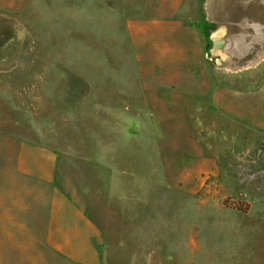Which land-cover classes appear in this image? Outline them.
I'll use <instances>...</instances> for the list:
<instances>
[{
  "label": "rangeland",
  "instance_id": "rangeland-1",
  "mask_svg": "<svg viewBox=\"0 0 264 264\" xmlns=\"http://www.w3.org/2000/svg\"><path fill=\"white\" fill-rule=\"evenodd\" d=\"M3 58L0 192H69L109 264H264V0H0Z\"/></svg>",
  "mask_w": 264,
  "mask_h": 264
},
{
  "label": "crops",
  "instance_id": "crops-1",
  "mask_svg": "<svg viewBox=\"0 0 264 264\" xmlns=\"http://www.w3.org/2000/svg\"><path fill=\"white\" fill-rule=\"evenodd\" d=\"M28 33L16 32L20 37ZM21 65L3 58L0 70H21ZM19 151L22 171L56 182L61 162L52 150L22 144ZM29 153L34 159H26ZM94 214L76 206L65 190L0 192V264H109L107 224Z\"/></svg>",
  "mask_w": 264,
  "mask_h": 264
},
{
  "label": "water",
  "instance_id": "water-1",
  "mask_svg": "<svg viewBox=\"0 0 264 264\" xmlns=\"http://www.w3.org/2000/svg\"><path fill=\"white\" fill-rule=\"evenodd\" d=\"M224 44V40L223 39H219V40H213V45L215 48H219L222 47ZM238 55V54H237ZM241 55V54H240Z\"/></svg>",
  "mask_w": 264,
  "mask_h": 264
},
{
  "label": "bare ground",
  "instance_id": "bare-ground-1",
  "mask_svg": "<svg viewBox=\"0 0 264 264\" xmlns=\"http://www.w3.org/2000/svg\"><path fill=\"white\" fill-rule=\"evenodd\" d=\"M221 33V32H220ZM220 33H215V35H214V38H215V40H218L219 38H220V36H221V34ZM215 52H218L219 53V51L218 50H214V53Z\"/></svg>",
  "mask_w": 264,
  "mask_h": 264
}]
</instances>
